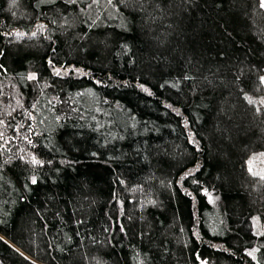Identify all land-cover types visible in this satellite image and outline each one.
Returning a JSON list of instances; mask_svg holds the SVG:
<instances>
[{"label":"trees","instance_id":"trees-1","mask_svg":"<svg viewBox=\"0 0 264 264\" xmlns=\"http://www.w3.org/2000/svg\"><path fill=\"white\" fill-rule=\"evenodd\" d=\"M263 77L262 0H0V264H264Z\"/></svg>","mask_w":264,"mask_h":264},{"label":"rangeland","instance_id":"rangeland-1","mask_svg":"<svg viewBox=\"0 0 264 264\" xmlns=\"http://www.w3.org/2000/svg\"><path fill=\"white\" fill-rule=\"evenodd\" d=\"M263 2V6H264V0H262ZM263 84H264V77H263ZM261 161V160H260ZM254 166L256 167V169H261L263 168L264 169V159L262 160L261 164H258V162L256 161L255 163L253 162ZM261 167V168H260ZM262 170V169H261Z\"/></svg>","mask_w":264,"mask_h":264},{"label":"snow or ice","instance_id":"snow-or-ice-1","mask_svg":"<svg viewBox=\"0 0 264 264\" xmlns=\"http://www.w3.org/2000/svg\"><path fill=\"white\" fill-rule=\"evenodd\" d=\"M33 182H35V181H33Z\"/></svg>","mask_w":264,"mask_h":264}]
</instances>
